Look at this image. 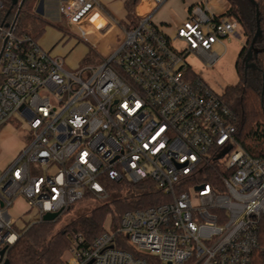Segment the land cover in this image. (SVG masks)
Here are the masks:
<instances>
[{
    "label": "built area",
    "instance_id": "2783aa9c",
    "mask_svg": "<svg viewBox=\"0 0 264 264\" xmlns=\"http://www.w3.org/2000/svg\"><path fill=\"white\" fill-rule=\"evenodd\" d=\"M60 12L85 39L104 9L99 0H65ZM239 26L202 2L172 39L147 15L121 28L109 55L68 70L14 22L0 21V130L13 117L28 129L0 168V264L45 214L105 200L104 183L124 177L151 179L165 199L127 211L117 231L89 248L76 243L67 264H264V158L240 145L233 108L187 62L200 56L213 65L214 45ZM17 201L27 208L13 216ZM118 234L131 251L115 246Z\"/></svg>",
    "mask_w": 264,
    "mask_h": 264
},
{
    "label": "trees",
    "instance_id": "16d2710c",
    "mask_svg": "<svg viewBox=\"0 0 264 264\" xmlns=\"http://www.w3.org/2000/svg\"><path fill=\"white\" fill-rule=\"evenodd\" d=\"M32 0H19L14 6L6 0L0 8V21L14 22L19 36L28 35L37 40L51 24L44 17L34 16L29 12L28 4ZM228 10L219 18L236 19L243 31L245 42L240 50L235 71L238 82L225 90L223 98L233 108L238 125L237 139L240 145L252 156L264 158V0H255L256 5L248 0H227ZM135 0L127 3V28L137 26L140 19L135 17ZM257 7L260 11L261 35L255 42L258 51L249 61L248 51L257 31ZM24 24L30 25V32L22 30ZM2 38H0V53ZM99 60L97 53L90 49L84 62ZM92 61V62H94ZM197 78L195 74L191 75ZM2 75L0 72V84ZM237 102L240 106L237 109ZM108 197L88 212L79 215L60 228L57 222H44L31 226L10 249L9 264H67V256L76 243L89 248L94 241L108 231L106 223L110 220V230L117 231L121 219L127 211L147 208L160 204L165 198L151 179L133 183L127 177L120 181H106ZM116 247L131 251L125 236L118 234ZM80 239V240H79ZM150 264H162L155 257L149 258Z\"/></svg>",
    "mask_w": 264,
    "mask_h": 264
},
{
    "label": "rangeland",
    "instance_id": "374dc122",
    "mask_svg": "<svg viewBox=\"0 0 264 264\" xmlns=\"http://www.w3.org/2000/svg\"><path fill=\"white\" fill-rule=\"evenodd\" d=\"M52 1V2H51ZM47 0L42 2V0H32L28 4V10L31 14L37 17H44L51 23L55 24L57 28L60 30L61 36L56 40L58 45L65 49L66 53L64 56L66 57V62L64 67L68 70H72V67L88 65L91 63H96L98 60L96 59L94 62H84L81 64V59L84 56L85 48L88 49L90 45V38L87 37L82 39L80 35H78L70 26L66 24L65 18L61 15L60 12V2L61 0ZM212 0H208L207 4L210 6ZM226 9L222 12L225 13L229 8V3L227 0ZM199 2H206V0H199ZM164 12V9H160L159 13L156 16L151 18V23L153 26H157L160 29L163 28L162 22H160V16ZM218 14V16L222 15ZM179 26H174L169 32H166L172 39L175 38L177 30ZM22 30L25 32H30V25L24 24L21 26ZM222 44H216L213 47V52L217 53L219 59L213 65L205 64V60L200 56H190L187 58V62L191 66V75L192 73L196 75V77L202 79V81L207 84V86L213 90L214 92L222 95L225 93V90L234 86L238 82V77L235 71V62L237 56L242 49L245 37L242 31L241 26H239L235 33L232 35L223 38ZM177 43V47H181L182 45L179 42ZM114 46V45H113ZM80 57V59H79ZM75 69V68H74ZM46 92L43 91L42 94ZM52 103L56 106L57 102L55 98L52 96ZM240 106L239 102H237V109ZM27 121L22 118L13 117L10 119L9 123L5 125L0 130V168H3L7 165L11 159L17 154L19 148L28 140L27 135ZM226 160V158H225ZM225 160H221L220 163H223ZM217 169L221 172H224L226 169V164H217ZM104 200L101 199H92L86 197L84 200L76 203L72 206L71 210L62 214L57 221V228L62 227L69 221L78 217L79 215L88 212L93 207L100 204ZM27 206L22 201H17L14 207L11 210L13 216H18L24 211ZM37 219V218H36ZM110 220L107 221L106 227L110 231L109 228Z\"/></svg>",
    "mask_w": 264,
    "mask_h": 264
},
{
    "label": "crops",
    "instance_id": "0c3cea01",
    "mask_svg": "<svg viewBox=\"0 0 264 264\" xmlns=\"http://www.w3.org/2000/svg\"><path fill=\"white\" fill-rule=\"evenodd\" d=\"M45 1L47 0H42V2ZM64 1L65 0H61L60 5H62ZM130 1L132 0H99L104 9V14H97L92 19L91 23L96 27V30H90L88 33L87 37L90 38L91 43L88 49L85 48L81 64L84 63V59L90 49H93L98 56H107L116 47L122 37L121 28H127L126 25L130 23L127 18V3ZM207 1L208 0L205 2L206 6L209 8L210 12L217 17L218 14H222L226 9V2L224 0H212L210 6H208ZM199 4H202L199 0H166L163 3H159L158 0H135L133 13L135 17L139 19L147 15H151V18H153V16L155 17L156 14L159 13L161 8L164 9L159 20L162 22V25H164L162 30L166 33L169 32L168 30L172 27L180 26L186 21L192 8ZM115 21L118 22L119 26L114 23ZM60 33L57 26L51 23L47 25L44 33L37 41L44 50L63 58L64 62H66V57L64 56L66 51H64V47L61 48L58 43H56V40L61 36ZM77 67L78 66L72 68L74 69Z\"/></svg>",
    "mask_w": 264,
    "mask_h": 264
},
{
    "label": "water",
    "instance_id": "95a60500",
    "mask_svg": "<svg viewBox=\"0 0 264 264\" xmlns=\"http://www.w3.org/2000/svg\"><path fill=\"white\" fill-rule=\"evenodd\" d=\"M249 2H251V4L253 5H256V1L255 0H248ZM12 4L14 6H16L19 2V0H11ZM256 18H257V31L253 37V40H252V43H251V46H250V49L248 51V58L246 61H249L253 55L257 56L258 54V51L254 48V45H255V42L257 41L258 37L261 35V26H260V11L257 7V12H256ZM0 59H1V53H0ZM227 152L224 151L220 156L222 157L225 153ZM59 218V214L58 213H47L44 215V222H55L57 221ZM3 264H9V261L6 259L5 262Z\"/></svg>",
    "mask_w": 264,
    "mask_h": 264
}]
</instances>
